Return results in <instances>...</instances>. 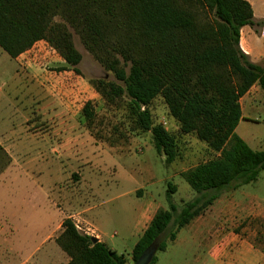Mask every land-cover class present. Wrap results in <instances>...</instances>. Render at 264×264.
Instances as JSON below:
<instances>
[{
  "label": "trees",
  "instance_id": "16d2710c",
  "mask_svg": "<svg viewBox=\"0 0 264 264\" xmlns=\"http://www.w3.org/2000/svg\"><path fill=\"white\" fill-rule=\"evenodd\" d=\"M255 24L264 27V20L255 21L247 0H0V47L11 58L44 40L63 59L58 70L78 73L75 34L121 83L96 78L90 85L110 104L127 98L133 129L150 132L167 163L175 159L177 143L153 122L149 105L157 96L182 133H193L215 153L180 173L196 192L181 207L172 199L176 185L168 184L167 208L155 212L136 241L131 264L157 237V251H164L223 190L255 181L264 170V150H254L235 131L243 117L240 98L255 84L264 93V67L239 45L241 28ZM80 112L88 128L95 117L92 101ZM61 226L55 243L69 257L66 264H127L104 242H92L71 218ZM156 260L155 254L149 264Z\"/></svg>",
  "mask_w": 264,
  "mask_h": 264
},
{
  "label": "rangeland",
  "instance_id": "374dc122",
  "mask_svg": "<svg viewBox=\"0 0 264 264\" xmlns=\"http://www.w3.org/2000/svg\"><path fill=\"white\" fill-rule=\"evenodd\" d=\"M254 1L255 21L264 20L259 18L264 16V0ZM247 29L252 30L253 36V31L258 32L262 27L255 24ZM73 42L81 54L79 72L71 73L77 81L72 84L73 94L68 91L70 88L55 86L53 98L43 104L51 108L54 101H61L58 95L71 93L72 102L68 104L70 111L78 115L79 143L55 151L49 144L46 150L31 147L32 154L41 152L44 158L31 167L30 176L16 178L9 195L0 196V264H64L56 255L52 257L54 260L41 261L38 256L46 246L40 242L61 215L60 211L63 216L70 215L74 207L85 211L83 216L90 220L91 226L97 225L108 234L119 232L114 237V246L118 253L129 258L130 246L123 236L128 230L126 224L134 222L140 205L151 196L167 208L165 193L172 183L177 188L172 194L173 202L181 207L196 192L180 173L215 156L193 133L180 131L163 99L157 96L149 105L153 122L165 121V128L177 143V155L167 163L165 156L156 152L151 133L133 129L127 98L110 104L90 85L89 81L96 78L121 83L93 58L75 34ZM254 45L261 50V44L254 42ZM53 55L59 58L57 51ZM59 68L57 62L45 66L51 82L65 77L58 74ZM88 100L92 101L95 117L86 128L80 111ZM240 105L243 117L236 133L254 150H264V93L257 84L240 98ZM208 208L203 217L214 224L213 231L220 229L221 235L233 237V250H241L242 257L236 264H264L260 253H264V170L255 181L223 190L213 207ZM189 224L177 232L164 251L156 252L157 260L153 264H214L208 254V231L191 230ZM61 229H55L54 238Z\"/></svg>",
  "mask_w": 264,
  "mask_h": 264
},
{
  "label": "crops",
  "instance_id": "0c3cea01",
  "mask_svg": "<svg viewBox=\"0 0 264 264\" xmlns=\"http://www.w3.org/2000/svg\"><path fill=\"white\" fill-rule=\"evenodd\" d=\"M247 1L251 4L254 15L255 1ZM254 18L257 17L254 16ZM247 27L250 26H243L240 30L239 45L251 61L264 67V27L258 32L253 31L255 37L251 34L252 30L249 31ZM254 42L256 45H262L261 50L255 47ZM54 52L56 51L44 40L34 42L29 49L15 58H11L0 47V196L9 195L14 190L12 183L16 178L21 175L30 176L31 167L36 166L37 162L44 158L45 155L41 152L32 154V146L40 151V149L46 150L49 144L55 151V149L72 148L79 143L81 128L78 125V115L70 111L71 107L68 104L72 102L70 99V94L74 91L72 84L77 81L71 75L74 71L65 68L58 70V74H65L63 75L65 77L55 83L51 82L45 66L50 62H57L60 67L64 66L61 56L55 57ZM55 86L67 90L70 88L68 91L71 93L58 95L61 101H54L53 106L49 108L43 103L51 99ZM32 107L36 112L34 115H32L34 113ZM44 193L47 197V192ZM64 202L68 203V201ZM211 207L213 203L208 210ZM159 208H163V205L149 196L140 205L134 222L126 224L128 230L123 239L128 242L130 252ZM72 209H74L73 214L65 216L60 211L61 215L56 218L55 223L40 242V245L46 246L45 251L38 256L41 261L54 260L52 257L56 255L64 260V264L68 262L69 257L57 246L56 237L54 238L55 229L62 228V220L65 217L71 218L74 224L79 223L77 228L79 231L89 235L86 231L91 229L98 241L104 242L117 254H123L118 253L114 246V237L119 235V232L114 231L108 234L103 228L100 230L97 225L91 226L90 220L83 216L84 210L75 207ZM203 213L190 222L191 230L204 228L208 231L206 236L208 254L214 264H236L242 254H239L241 250H233L235 247L233 237L221 235L220 229L213 231L214 224H210L203 217ZM260 253L264 260V253ZM126 259L127 264H131L128 261L131 256Z\"/></svg>",
  "mask_w": 264,
  "mask_h": 264
},
{
  "label": "water",
  "instance_id": "95a60500",
  "mask_svg": "<svg viewBox=\"0 0 264 264\" xmlns=\"http://www.w3.org/2000/svg\"><path fill=\"white\" fill-rule=\"evenodd\" d=\"M91 241L96 242L98 241V238L91 236ZM158 244L159 238L157 237L143 250L138 259L135 261V264H149L157 252Z\"/></svg>",
  "mask_w": 264,
  "mask_h": 264
},
{
  "label": "built area",
  "instance_id": "2783aa9c",
  "mask_svg": "<svg viewBox=\"0 0 264 264\" xmlns=\"http://www.w3.org/2000/svg\"><path fill=\"white\" fill-rule=\"evenodd\" d=\"M141 110H144V105H141ZM161 125H163L164 127H165V121H161V123H160ZM79 223H77V224H74L75 225V227L76 228H79V225H78ZM90 236H93V233H92V230L91 229H87V231H86Z\"/></svg>",
  "mask_w": 264,
  "mask_h": 264
}]
</instances>
